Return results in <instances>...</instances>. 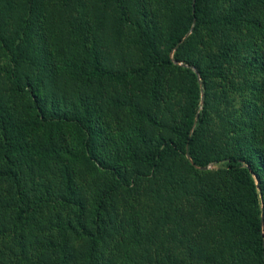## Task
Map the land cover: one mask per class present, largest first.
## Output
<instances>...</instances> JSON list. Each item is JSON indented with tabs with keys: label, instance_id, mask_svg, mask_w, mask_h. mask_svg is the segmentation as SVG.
I'll return each mask as SVG.
<instances>
[{
	"label": "trees",
	"instance_id": "trees-1",
	"mask_svg": "<svg viewBox=\"0 0 264 264\" xmlns=\"http://www.w3.org/2000/svg\"><path fill=\"white\" fill-rule=\"evenodd\" d=\"M0 264H264V0H0Z\"/></svg>",
	"mask_w": 264,
	"mask_h": 264
},
{
	"label": "rangeland",
	"instance_id": "rangeland-1",
	"mask_svg": "<svg viewBox=\"0 0 264 264\" xmlns=\"http://www.w3.org/2000/svg\"><path fill=\"white\" fill-rule=\"evenodd\" d=\"M234 101H235L236 105H239V104H240V102H239V98H238V97H237V99L234 98ZM215 120L218 121L217 119H215ZM209 166H210V167H216V165H214V164H210Z\"/></svg>",
	"mask_w": 264,
	"mask_h": 264
},
{
	"label": "water",
	"instance_id": "water-1",
	"mask_svg": "<svg viewBox=\"0 0 264 264\" xmlns=\"http://www.w3.org/2000/svg\"><path fill=\"white\" fill-rule=\"evenodd\" d=\"M262 219H263V217H262Z\"/></svg>",
	"mask_w": 264,
	"mask_h": 264
}]
</instances>
